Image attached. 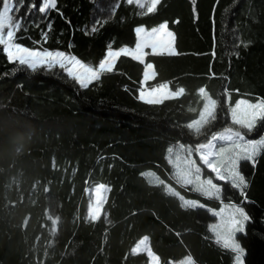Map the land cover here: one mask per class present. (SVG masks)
<instances>
[{
  "label": "trees",
  "instance_id": "1",
  "mask_svg": "<svg viewBox=\"0 0 264 264\" xmlns=\"http://www.w3.org/2000/svg\"><path fill=\"white\" fill-rule=\"evenodd\" d=\"M32 3L41 0L20 8L27 30L18 42L94 67L108 47H134L136 26L168 21L181 54L146 49L155 76L145 85L184 93L159 105L138 100L144 65L130 57L83 89L59 68L23 69L0 52V264H148L145 253H132L143 237L160 264L189 255L195 264H235L209 231V210L184 207L181 197L244 207L250 220L236 236L243 264H264V146L240 163L244 196L222 182L221 195L209 199L176 182L168 151L195 148L226 128L248 140L263 135L264 121L248 133L229 113L240 99L264 100V0H162L148 15L123 0H57V10L26 15ZM201 87L218 100L217 118L196 133L187 124L199 116ZM101 183L110 190L93 222L85 190Z\"/></svg>",
  "mask_w": 264,
  "mask_h": 264
},
{
  "label": "snow or ice",
  "instance_id": "2",
  "mask_svg": "<svg viewBox=\"0 0 264 264\" xmlns=\"http://www.w3.org/2000/svg\"><path fill=\"white\" fill-rule=\"evenodd\" d=\"M128 5L135 4L140 9H145V12H139L138 15L153 14L158 11V7L162 5V0H123ZM26 0H0V52H2L7 61L10 64L19 66L23 69H29L35 71L37 68L53 69L59 68L63 73L70 79H72L80 88L87 89L90 85L99 81L104 73H112L115 68L117 61L120 57H131L134 61H138L144 65L143 80L141 86L137 89V99L148 105H159L165 100L173 99L184 93V88L180 87L176 91H165L167 89L166 84H159L156 87H152L150 90H145L143 83L153 79L155 76L154 72H151L154 68L152 63H145V57L149 54L145 49H151V54L157 56H176L180 55L174 46L175 34L169 29V22L163 21L158 26L151 27L150 31H146L144 26H136L134 33L136 36V42L134 47L120 46L118 48L108 47L104 56L98 61L97 66H92L87 62L78 59L74 55L67 54L61 50H49L46 48L28 47L19 43L20 37L17 35L21 30L26 31L27 25L24 23V17L19 15L20 8L24 6ZM195 3V0H193ZM119 4H115L118 7ZM36 8L41 14H46L50 9L57 10V0H41L40 5L35 3L31 4V7L27 10L26 15L31 13V9ZM114 11V10H113ZM62 15V13H61ZM174 23H178L175 21ZM49 30L51 29V23L48 24ZM96 31V27L91 29ZM47 34H44L46 40ZM39 43V42H36ZM247 47L248 44H244ZM213 56L215 53L213 52ZM215 75L214 73L212 74ZM225 101L229 103L230 94L228 89H224ZM199 93L204 99L203 108L200 112V118L194 120L188 125L189 128L195 130L196 133H200L201 129L205 125L210 124L216 120V109L218 107V100L213 99L204 87L199 88ZM243 106V107H242ZM231 121L234 125H239L241 129H246L250 133L256 126L258 121H264V100L252 102L246 99H241L235 102V106L231 108ZM233 137L238 138L239 141H245V134L239 130L234 131L232 128L224 129L223 133H213L211 139L207 144L201 143L197 146V152L201 149L207 148L212 144V141L228 140L232 141ZM264 144L262 140H247L244 144L236 143L235 147L243 153V158L252 161L256 156L259 145ZM183 147V145H181ZM172 151L171 148L168 150ZM225 149L221 148L220 152H224ZM191 155V152H189ZM212 155L211 152L208 154H200V160L204 165L210 169L211 173L216 174L218 181H226L231 179L232 186L241 190V195L244 196V189L247 187L246 179L244 175L235 171L234 167H230L228 175L221 173V169L210 161L209 157ZM239 155V153H237ZM195 166L196 162L191 161ZM231 164H235V160L231 161ZM197 173L195 181L191 178V172L178 171L177 176L179 177L178 183L181 186L195 184V190L203 193L205 196H214L221 191V188L217 183H214L213 179L201 181L200 173L201 168L195 167ZM163 183V181H161ZM110 190L104 184H99L94 189V202L90 204L88 209L87 218L95 222L100 219L103 206L106 203V197L103 195L104 191ZM183 200L184 207H197L198 202L195 200ZM250 220V216L242 206H235L229 213V217L226 224V231L223 233L217 232V227L212 226L211 230L217 232V242H221L225 249L231 250L235 253V260L240 261L241 255L244 250L241 244L234 239L233 234L236 232H242L244 222ZM148 237H144L136 247L132 250L136 253L143 246L144 250L147 251L150 257H154L156 264H159V257H155L151 249L147 245ZM185 264H195L194 259L189 255Z\"/></svg>",
  "mask_w": 264,
  "mask_h": 264
},
{
  "label": "rangeland",
  "instance_id": "3",
  "mask_svg": "<svg viewBox=\"0 0 264 264\" xmlns=\"http://www.w3.org/2000/svg\"><path fill=\"white\" fill-rule=\"evenodd\" d=\"M142 11L145 12L146 8L142 9ZM246 100H249V99H246ZM249 101L257 102V101H260V100H249ZM229 116H230V119H231V109H230ZM199 118H200V113H199V116H198L197 119H199ZM192 122H190V123H192ZM189 124H187V126ZM189 129L195 131L192 128H189ZM223 132L224 131H222L220 133H223ZM262 139H264V133H263V135L261 137H259L257 139H253V140H262ZM247 140L248 139L245 138V141H239L238 138H236V137H233L232 141L217 139V140L212 141V144L209 147L201 149L200 152H197V147L192 148L190 146H184V145H183V147H181V144H178L174 149H172L171 152H169V163H170V165L172 167V176L176 180V182L178 183V180H179V177L177 176V172L178 171L191 172L192 173L191 178L195 181V177L197 175V173L195 171V167L198 166V167L201 168V173L199 174L201 181H204V180H207V179L211 178V179H213L214 183L218 184V186L221 188V191L219 193H217L216 195L209 197V196H205L201 192L196 191L195 190V184H193V185H184L183 187H190L195 193H197L198 195H200L203 198H207V199H209V198H218L221 195V192H222V185H220V183L229 182L232 185V181H231V179H227L226 181H218L216 179V174L215 173H211L210 169H208L207 166L204 165L203 162L200 160V158H199L200 154L201 153L208 154L209 152H211L212 155L209 157L210 161H212L215 164V166L219 167L221 169V173L226 175V176L228 175V171L227 170L230 167H234L235 171L241 173V171H240V163L242 161H248V160L243 158V153L240 152V150L235 147V144L236 143L244 144ZM207 143L208 142H206L204 144H207ZM263 146H264V144L259 145L257 153L261 150V148ZM221 148H224L225 151L224 152H220ZM189 152H191V155H189ZM237 153H239V155H237ZM254 158H253V160H254ZM232 160H235V164L234 165L231 164ZM191 161H195L196 165L194 166L191 163ZM252 161H249V162H252ZM241 174L243 175V173H241ZM146 176L149 179V181H151V182H156L157 181L155 179V177L152 175V173H150V172H148L146 174ZM178 184L181 186L180 183H178ZM96 186H98V185L88 186L86 188V190H85V193L88 196V206H87V213H86V219L87 220H90V219L87 218L88 209H89L90 204H92L94 202V189H95ZM236 189L239 192H241L240 189H238V188H236ZM169 190H171V189L169 188ZM107 193H108V191H104L103 195L105 197H107ZM189 200L197 201L198 205H202V206H197V207L208 209L210 214L215 218V221L209 225V231L212 233V235L214 236L215 240L217 241V232L218 233H223V232L226 231L225 222L227 221V219L229 217V213L232 210V208H234L235 206H238V205H236V204H231L230 205V204H227V203H221V205L218 208H211L210 206H207L204 202H202L199 199L193 198V199H189ZM213 225H215L217 227V232H213L211 230ZM244 227H245V222H244V226H243V231L242 232H244ZM242 232H236V233L233 234L234 239L237 242H238V240H237L236 236H237V234L242 233ZM219 243L221 245H223L222 241L219 242ZM242 257L243 256L241 255L240 261L239 262L236 261L235 264H243V258Z\"/></svg>",
  "mask_w": 264,
  "mask_h": 264
},
{
  "label": "crops",
  "instance_id": "4",
  "mask_svg": "<svg viewBox=\"0 0 264 264\" xmlns=\"http://www.w3.org/2000/svg\"><path fill=\"white\" fill-rule=\"evenodd\" d=\"M146 31H150V29H146ZM135 38H136V36H135ZM137 39V38H136ZM136 42V41H135ZM174 46H175V39H174ZM146 50V49H145ZM148 50H150L151 51V49H148ZM131 58V57H130ZM144 71V70H143ZM151 72H154L155 73V70H154V68L152 69V70H150ZM142 80H143V76H142ZM152 79H150L149 81H151ZM149 81H147V82H149ZM147 82H144L143 83V87H144V89L147 91V90H150L151 88H147L146 87V83ZM164 84H166L168 87H167V89H165V91H172L171 89H170V87H169V84L168 83H164ZM156 87V86H155ZM177 90V89H176ZM175 90V91H176ZM198 94H199V96H200V98H201V100H202V108H203V104H204V99L202 98V95L199 93V90H198ZM183 94H181L180 96H182ZM180 96H178V97H180ZM178 97H176V98H178ZM202 108L200 109V112H201V110H202ZM183 202V201H182ZM144 238V237H143ZM142 238V239H143ZM141 239V240H142ZM139 243V241L135 244V246L133 247V249L136 247V245ZM147 245H148V247L150 248V245H149V239H148V241H147ZM132 249V250H133ZM132 253H133V251H132ZM138 253H145L146 255H147V257H148V259H149V262H148V264H156V261H155V259H154V257H150L149 255H148V253H147V251H145L144 250V248H143V246L141 247V249L140 250H138L136 253H133V254H138ZM153 253V252H152ZM154 256L155 257H157L155 254H154ZM186 260V259H185ZM185 260H183L181 263H176V264H185ZM160 264V263H159Z\"/></svg>",
  "mask_w": 264,
  "mask_h": 264
}]
</instances>
